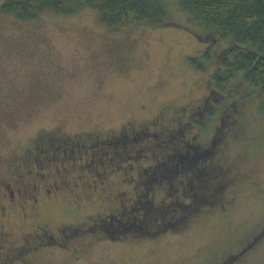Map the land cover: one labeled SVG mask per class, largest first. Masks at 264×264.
<instances>
[{"label": "rangeland", "instance_id": "374dc122", "mask_svg": "<svg viewBox=\"0 0 264 264\" xmlns=\"http://www.w3.org/2000/svg\"><path fill=\"white\" fill-rule=\"evenodd\" d=\"M158 1L175 25L142 24L111 32L89 7L70 15L45 12L33 20L0 12V175L19 172L24 153L45 132L103 136L123 126L138 127L159 114L161 126L171 131L179 126L174 118L188 113L186 104L200 106L205 101L216 86L214 73L223 68L217 58L205 57L210 44L196 34L207 30L181 10V0ZM243 76L236 73L220 90L219 101L206 118L207 129L198 135L199 140L210 136L225 107L233 114L232 123L228 117L224 120L229 123L225 146L211 156L217 175L209 181L200 212L194 214L196 207L184 197L189 205L182 209L185 218L170 220L164 211V221L176 232H127L114 240L100 231L84 230L63 247L34 255L32 263L264 264V95ZM193 127L187 124L195 131ZM196 150V156L204 152ZM192 153H183L184 159L191 161ZM152 160L151 156L132 160L136 166L130 174L136 177L137 169ZM117 163L121 170L109 172L107 180L94 187L89 180L100 173L99 168L92 170L94 164L89 165L91 172L79 171L78 165L72 171L70 162H61L58 173L47 177L56 179V193L39 194L38 203L23 209L5 204L2 219L11 243L17 244L21 234L40 221L53 230L73 223L83 231L95 213L115 205V190L126 188L128 165ZM167 176L174 183L180 179L170 172ZM202 184L196 177L184 179L183 192ZM162 196L156 189L153 203L157 205Z\"/></svg>", "mask_w": 264, "mask_h": 264}, {"label": "trees", "instance_id": "16d2710c", "mask_svg": "<svg viewBox=\"0 0 264 264\" xmlns=\"http://www.w3.org/2000/svg\"><path fill=\"white\" fill-rule=\"evenodd\" d=\"M84 7L95 9L99 14L100 23L111 32H122L142 24L150 26L175 25L167 18L165 7L158 0H3L0 12L20 20H33L45 12L70 15ZM180 8L195 22L206 28L205 33L196 34L199 40L210 44L205 57H215L223 66L214 73L213 81L216 86L203 103L202 108L206 112V117L212 114L214 105L218 103V96L221 95L220 90H223L227 81L238 72H243L245 82L258 87L264 95V0H181ZM218 40L227 43L220 47ZM210 51H213V54H210ZM226 110L225 107L221 116H218L220 123L212 128L210 136L206 140L201 139V145L195 144L196 148L200 147L204 152L196 156L194 154L197 150L191 151L190 153L194 152L191 161L184 159L187 156L182 154L179 161L174 158L170 161L167 159L165 163L158 166L156 162L163 159L162 154L153 152L152 147L149 148V144L155 143L156 140L140 141L146 148L141 150L140 154L138 150V152L129 153L125 161L127 165L132 163L135 167L132 160L137 157L151 156L153 159L151 164L148 163L144 166L148 171L146 172L145 186H142L138 181L136 172L134 180L131 179V182L127 183L135 187L134 189L138 192L133 193L129 187L124 188L129 191L124 196L126 200L130 197L133 199L129 211L117 215L112 221L113 223L96 222L97 228H94L96 227L93 225L95 222L93 223L91 220L89 223L86 222L85 228L91 229L92 227L93 230L100 231L103 237L114 240L123 237L127 232H135L137 235H151L166 230L176 232L175 226L164 221V216H166L164 211L168 213L167 218L170 220L185 218L187 213L182 209L189 205L184 197H189V203L191 202L190 204L196 207L194 214L200 212L202 204H206L203 202L208 196L206 193L210 190L211 183L209 181L217 175L216 167L210 165L211 156L218 153L221 146H225L223 136L226 126L234 120L233 114ZM225 117L232 120L226 124ZM196 124L198 123L192 122V125L197 126ZM205 129H207V125L202 127V130ZM132 145L134 143H129L127 146L130 148ZM86 170L91 172L93 169ZM99 170L100 173L97 172L100 177L102 170L100 168ZM97 172L94 173L95 176L93 175L94 179L98 177L96 176ZM127 172L131 178L130 170ZM167 172L173 173L175 178H180L177 183L169 180ZM193 172L195 175L190 177ZM176 174L179 175L176 176ZM195 177L203 184L198 190L184 193L182 186L184 179L192 180ZM129 178L126 180L130 181ZM99 181H101L99 183L101 185L105 180ZM149 183H153L151 188L153 192H156L154 188L162 191L163 198L157 205L153 203L152 191L146 195L147 188H150ZM173 196H176L177 199L171 201ZM106 212L108 210L97 212L92 216V219L98 215L104 216ZM72 225L77 224L72 223Z\"/></svg>", "mask_w": 264, "mask_h": 264}, {"label": "flooded vegetation", "instance_id": "af4514ba", "mask_svg": "<svg viewBox=\"0 0 264 264\" xmlns=\"http://www.w3.org/2000/svg\"><path fill=\"white\" fill-rule=\"evenodd\" d=\"M212 90L207 95L211 94ZM203 103L204 101L200 106L186 104L185 108H189L187 117L185 116V119H183L178 115L177 118H174L179 126L171 131L162 127L163 125L161 126L163 116L159 114L138 127L123 126L117 132L113 134L106 133L103 136L98 134H87L86 136L80 134L57 135L53 131L40 135L35 140L32 148L24 153L22 171L13 173L10 177L0 175V264H33L34 255H41L51 247H63L66 240L80 235L85 232L84 230L92 229V227L91 229L85 228L82 231L78 225H62L53 230L46 221H40L23 232L17 244H13L10 239L11 233L6 231L3 224L2 213L5 211V204L20 207L25 204L35 205L38 203L39 194L49 197L52 193H56L58 189L56 179L47 181V177L52 173L57 174L60 170V163L64 161L71 163L72 168L70 170L74 169V165H78L79 171H82L83 168L89 169V165L94 164V167L100 168L102 172L100 177L97 172V179L91 177L89 181H93L94 184L92 183V185L94 187L100 185L101 181L99 180H107L109 172L121 170L122 165L118 164L117 161L124 162L129 153L138 150L140 154L141 150L146 148L140 142L145 139L156 140L155 143L149 144V148L152 147L153 152L162 154L163 159L156 162L158 166L165 163L167 159L170 161L174 158L179 161L183 153H190L196 149L195 144L201 145L198 135H200L202 127L207 125L206 112L202 108ZM192 122L198 123L197 126H194L195 131L187 128V124L192 125ZM129 143H134V145L129 148L127 146ZM169 149L172 152L169 153ZM114 159L116 163L113 162ZM131 167H134L132 163L128 164L126 170L131 169ZM66 171L69 172L68 169L64 170L65 173H67ZM146 172L148 171L144 166L137 170V179L142 186H145L144 182L147 180ZM186 178L188 179V176ZM60 179H63L62 175ZM87 179L85 182H87ZM131 179L134 180L133 175L130 181L125 179V187H129L133 193H136L138 191L134 189L135 187L127 183H130ZM152 184L149 183L150 188H147L146 195L152 190ZM126 189L115 190V205L111 206L104 216L93 217V223L95 222L93 225L96 226L99 222L102 224L113 223L112 221L117 215L129 211L133 199L130 197L126 200L124 196L129 193ZM142 192L144 191L142 190ZM151 193L155 195L153 190ZM23 212V215L27 214ZM94 228H97V226ZM31 250H35V252L29 255Z\"/></svg>", "mask_w": 264, "mask_h": 264}]
</instances>
